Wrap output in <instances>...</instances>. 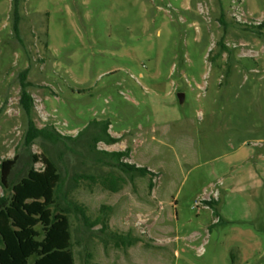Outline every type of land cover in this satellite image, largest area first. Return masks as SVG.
Wrapping results in <instances>:
<instances>
[{"label": "rangeland", "instance_id": "obj_1", "mask_svg": "<svg viewBox=\"0 0 264 264\" xmlns=\"http://www.w3.org/2000/svg\"><path fill=\"white\" fill-rule=\"evenodd\" d=\"M21 1L16 36L0 0V162L18 158L11 187L50 164L84 208L75 264H264V0ZM95 119L120 141L26 142L30 121L74 137ZM127 146L151 192L97 161Z\"/></svg>", "mask_w": 264, "mask_h": 264}, {"label": "trees", "instance_id": "obj_2", "mask_svg": "<svg viewBox=\"0 0 264 264\" xmlns=\"http://www.w3.org/2000/svg\"><path fill=\"white\" fill-rule=\"evenodd\" d=\"M11 1L13 29L16 36H20L22 1ZM261 26L259 24L258 28ZM20 79L21 95L19 100L29 113L34 100L28 92L31 83L27 81V71L20 75ZM110 125L109 119H95L72 137L60 133L51 125L37 128L34 122L30 121L26 142L41 137L53 144H62L66 149L71 150L72 145L77 143L80 137L89 134L91 137L89 146L95 151L99 142L110 145L120 141V138L109 133ZM130 151L129 146L123 151L100 150L98 153L101 156L97 161L126 174H138L149 178L152 173L149 169L124 161ZM17 159L15 156L0 162V186L3 188V192L10 189L13 193L10 198L5 194L0 196V264H75L74 257L69 250L71 234L65 224V218L67 219L66 216L69 215L73 205L83 215L84 208L76 206L68 198L63 180L55 173V169L50 164L47 165L49 173L31 171L27 178L11 187L10 176L16 166ZM149 179L151 192L154 184L152 179ZM107 183L113 192L118 190L119 184L114 179L107 180ZM103 184L105 185V182ZM208 203L214 204L215 201H208ZM58 210L60 213L57 212ZM40 228L43 231L42 240L38 239ZM131 244L132 240L126 245Z\"/></svg>", "mask_w": 264, "mask_h": 264}, {"label": "water", "instance_id": "obj_3", "mask_svg": "<svg viewBox=\"0 0 264 264\" xmlns=\"http://www.w3.org/2000/svg\"><path fill=\"white\" fill-rule=\"evenodd\" d=\"M178 96L180 97L181 102L184 100V95L182 93H179Z\"/></svg>", "mask_w": 264, "mask_h": 264}]
</instances>
